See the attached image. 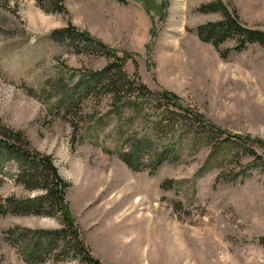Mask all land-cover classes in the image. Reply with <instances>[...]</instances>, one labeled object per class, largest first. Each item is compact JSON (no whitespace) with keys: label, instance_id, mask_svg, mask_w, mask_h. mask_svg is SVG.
<instances>
[{"label":"rangeland","instance_id":"obj_1","mask_svg":"<svg viewBox=\"0 0 264 264\" xmlns=\"http://www.w3.org/2000/svg\"><path fill=\"white\" fill-rule=\"evenodd\" d=\"M212 1L0 0V125L50 156L69 182L68 214L102 264H264V45L222 58L200 40L196 27L221 17L199 10ZM222 1L264 30V0ZM70 24L108 50L52 38ZM113 53L131 86L106 92ZM156 143L167 150L154 158ZM130 152L136 168L121 157ZM17 171L1 150L0 202L40 195ZM60 226L0 214V264H78L27 263L11 240L16 228Z\"/></svg>","mask_w":264,"mask_h":264},{"label":"trees","instance_id":"obj_2","mask_svg":"<svg viewBox=\"0 0 264 264\" xmlns=\"http://www.w3.org/2000/svg\"><path fill=\"white\" fill-rule=\"evenodd\" d=\"M199 10L202 12H217L221 17L215 21H208L196 27L198 38L204 42L212 44L222 58L233 49L240 51L248 43H259L264 45V30L259 28L247 27L240 19L235 10L228 8L222 0H213L203 3ZM52 38L57 41L68 39L69 42L76 44L82 41L83 47L96 46L98 49L108 50L107 46L100 40L91 37L87 32L77 30L73 25H68L63 29L57 30ZM228 39H236L237 43L233 48L220 49V45ZM82 47V48H83ZM77 48V46H76ZM102 52V51H101ZM115 59L101 72L105 73L112 67L116 69L114 73L109 71L106 92H117L116 90L126 84L131 86V81L127 80V74L122 70L124 57H119L113 53ZM139 90H146L152 96L161 93L166 99L176 98V96L166 90L153 92L140 85ZM143 92V91H142ZM156 98V96H154ZM153 98V99H155ZM177 105V103H175ZM178 106L181 105L178 104ZM165 112V110H164ZM199 117V116H198ZM214 129L213 127H210ZM152 131L157 135L159 130L156 123L152 125ZM28 141L22 131H13L8 127L0 125V151H4L6 156L18 162V171L15 181L20 183L28 190H40V195L32 198L17 200L13 197H6L0 202V214L7 212L22 214H39L45 216L58 217L60 227L55 229H18L16 239H11L15 243L18 251L22 254L27 263H43L48 259L54 261L73 259L78 264H102L99 259L94 257L85 244L74 218L68 214L65 203V193L69 187V182L65 181L57 172L49 155H44L38 151L28 149ZM154 158L159 157L157 151L162 155L167 147H161L158 143L154 146ZM151 147V148H153ZM131 152L139 150V146L130 145ZM157 150V151H156ZM163 151V152H162ZM130 153H124L121 157L123 161L132 168H136L135 163L130 157ZM150 152V151H149ZM253 154L254 151L251 150ZM256 157H259L256 155ZM18 229V230H17ZM11 238V237H10ZM22 242V245H18ZM24 254V255H23Z\"/></svg>","mask_w":264,"mask_h":264},{"label":"crops","instance_id":"obj_3","mask_svg":"<svg viewBox=\"0 0 264 264\" xmlns=\"http://www.w3.org/2000/svg\"><path fill=\"white\" fill-rule=\"evenodd\" d=\"M263 47H264V46H263ZM260 58L263 59V65H264V53H263V52H262Z\"/></svg>","mask_w":264,"mask_h":264}]
</instances>
